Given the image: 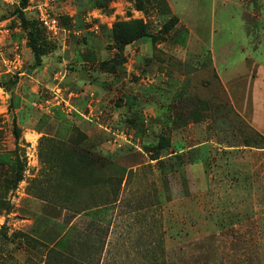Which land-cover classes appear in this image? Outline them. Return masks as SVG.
Listing matches in <instances>:
<instances>
[{"label": "rangeland", "instance_id": "374dc122", "mask_svg": "<svg viewBox=\"0 0 264 264\" xmlns=\"http://www.w3.org/2000/svg\"><path fill=\"white\" fill-rule=\"evenodd\" d=\"M34 1L25 16L53 57L39 67L20 0L0 5V264L42 263L58 242L90 264H264V78L233 70L242 58L240 9L219 0L198 8L191 0L177 8L168 0H58L65 31L55 34ZM135 20L152 41L125 46L116 32ZM212 45L222 60L231 49L226 70ZM131 50L150 56L129 75ZM79 59L113 76L101 101L69 85L66 72ZM160 71L185 76L166 125L144 101L132 113L140 90L127 115L114 114L128 79ZM117 77L128 79L117 85Z\"/></svg>", "mask_w": 264, "mask_h": 264}, {"label": "crops", "instance_id": "0c3cea01", "mask_svg": "<svg viewBox=\"0 0 264 264\" xmlns=\"http://www.w3.org/2000/svg\"><path fill=\"white\" fill-rule=\"evenodd\" d=\"M168 1L172 6L174 5L176 8L179 6L183 7V4L179 2L183 0H168ZM191 1L193 3V4L190 3L192 7L193 6L194 7L197 6V8L199 7L200 4L199 0H191ZM219 1H222L223 5L229 4L236 6L240 9L239 11L240 18H238L240 32L238 38L241 41L238 43L240 47V57L242 56V58L237 63L238 65H234L233 70H238L240 72H244L247 70L254 71L257 72V75L259 77L262 76L264 78L263 73L261 74V72H264V0H219ZM248 8L251 9L250 11L246 12ZM247 15H251L254 17L253 20L254 25H251L250 22L246 18H244L247 17ZM233 16L234 15H232V17ZM147 42L148 41L144 42L143 45L146 46L148 44L150 45V43ZM208 51L213 54L215 59V64L217 65L216 67H219L218 64H222L224 66L223 70H226L227 66L230 67L231 57H232L231 49L225 51L224 56H228V57L223 60L220 57L221 55H223L222 53L224 51L222 53L221 52L218 53L213 45L211 49L210 48L208 49ZM143 55L145 57L150 56L148 54H143ZM52 58H53L52 54L46 56V60L49 63L52 60ZM143 58L141 57V54L139 52L131 50V54L128 55L127 62L124 64L126 65L125 69L126 71H128L129 75L131 71H135L133 68V62H137V61L140 62ZM48 62L42 68H40L41 69L40 73L43 72L47 73V71L50 69V64ZM73 66L75 67L74 71L66 72L69 85H76L82 87L83 91L81 92V95L85 94L87 96H90L92 90H95L97 92L96 100L101 101L102 97L104 98V96L108 94L107 91H105L103 88L104 82H106L105 80H107L106 84L114 83L113 76L109 75L108 78H102V76L105 75L106 71L103 72L102 70H100L99 67H97V64L94 65L93 68H90L88 64H85V62L80 59L75 61ZM146 74H144V76ZM46 76L48 77V74ZM30 77H31L30 79L31 82H33L36 79V78L34 79L33 76ZM184 77L185 76L183 74H180L179 72L172 76H168L161 71L157 75L152 74L150 77H148L147 80L143 79V82L130 81L128 77H125L123 80L128 79L127 80L128 83L125 86L126 90L124 89L122 93L123 95L122 97L124 98V105L118 107L115 110L114 114H119L122 117L127 115L128 109L132 104H134L133 102L134 96L137 95V91L139 92L140 90L141 92H144L143 98H138L139 107L138 109L135 108L136 111L132 113L137 114L138 112H141L142 107L140 106V103L144 101L145 104H147L146 110L149 112V114L151 116L153 115L154 118L160 120L162 124L160 126L166 125L165 122L171 118V113H172L171 112L172 107L170 104H173V102H177L181 99L182 96L181 91L183 90ZM230 77H231L230 75L226 77L223 76L222 77L223 83L226 84L227 79H229ZM26 80H28L26 77L24 82L21 79L19 84L22 90V97L23 95L27 96V93L25 92L26 89L25 87H23ZM123 80L120 81L119 77L115 79L117 85H122ZM69 87H73V86H69ZM133 88L134 91L132 92L131 89ZM35 90L36 88L32 86L29 94L31 95L32 93H34ZM255 116L257 117V114Z\"/></svg>", "mask_w": 264, "mask_h": 264}, {"label": "trees", "instance_id": "16d2710c", "mask_svg": "<svg viewBox=\"0 0 264 264\" xmlns=\"http://www.w3.org/2000/svg\"><path fill=\"white\" fill-rule=\"evenodd\" d=\"M28 5H29V0H20L19 6L17 8V13L18 16L21 18L25 28L28 29V35L30 40L29 46L34 54L35 66L39 67L43 63L42 60L43 56L49 55L50 52L46 53L44 50H42L40 46L36 44L37 37L41 31L39 28H37L38 26L36 25V23H33L32 21L28 20L25 16L24 10L28 7ZM152 37L153 36L150 33H148L146 30L143 29L142 23L138 20L133 21L132 24L130 23L121 24L118 32H116V38H118L119 42L121 44H124L125 46L133 42H136L140 39H146L152 41ZM16 83H17V78H14V80H12V84H16ZM0 87H5L1 81H0ZM14 134L16 136V139H18L19 134L17 127H15L14 129ZM21 179L22 178L19 176L18 180ZM59 240L61 241V244L63 246L64 241H66V237L61 236ZM56 242L57 240L55 241V243ZM57 245L47 247L44 262L38 264H90L89 261H87V259H82L79 256L71 254L72 252L70 249L69 251H66L63 248L58 247Z\"/></svg>", "mask_w": 264, "mask_h": 264}, {"label": "built area", "instance_id": "2783aa9c", "mask_svg": "<svg viewBox=\"0 0 264 264\" xmlns=\"http://www.w3.org/2000/svg\"><path fill=\"white\" fill-rule=\"evenodd\" d=\"M57 2L58 0H35L33 4V7L38 12L41 24L55 34H58L61 31H65V28L61 25L58 16L54 13ZM4 3H19V0H0V5ZM70 94L73 95L74 92L71 91ZM90 96L92 98V101H94L93 99H95V93L91 92Z\"/></svg>", "mask_w": 264, "mask_h": 264}]
</instances>
